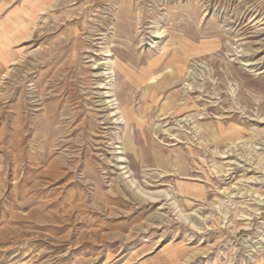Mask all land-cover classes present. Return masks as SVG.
Instances as JSON below:
<instances>
[{"label": "rangeland", "instance_id": "rangeland-1", "mask_svg": "<svg viewBox=\"0 0 264 264\" xmlns=\"http://www.w3.org/2000/svg\"><path fill=\"white\" fill-rule=\"evenodd\" d=\"M18 9L0 264H264V0Z\"/></svg>", "mask_w": 264, "mask_h": 264}, {"label": "crops", "instance_id": "crops-1", "mask_svg": "<svg viewBox=\"0 0 264 264\" xmlns=\"http://www.w3.org/2000/svg\"><path fill=\"white\" fill-rule=\"evenodd\" d=\"M26 10H15L13 13H11L8 17L10 22L7 25L6 23V30H5V37L6 39L3 40L0 37V78L2 77V74L4 73V69L7 68L8 66L12 65L15 60V56L17 53L13 51V43L16 41H22L26 35L28 34L29 31V25H28V19L31 11H26ZM26 15V16H25ZM19 21V22H18ZM4 22V23H5ZM0 23V28L4 27L5 24Z\"/></svg>", "mask_w": 264, "mask_h": 264}, {"label": "bare ground", "instance_id": "bare-ground-1", "mask_svg": "<svg viewBox=\"0 0 264 264\" xmlns=\"http://www.w3.org/2000/svg\"><path fill=\"white\" fill-rule=\"evenodd\" d=\"M43 2H45L46 4H47V2H48V0H43ZM34 4V3H33ZM25 9V8H24ZM26 12V11H25ZM238 12V11H237ZM240 12V11H239ZM30 14H35L34 12H32L31 11V13ZM242 14V13H241ZM28 15H29V13H28ZM245 18V17H244ZM19 22V21H18ZM258 26V25H257ZM239 33V32H238ZM243 33V32H242ZM241 34V33H240ZM254 37V36H253ZM248 42V41H247ZM256 42H250V44H255ZM249 44V43H248ZM257 45H258V43H256ZM260 45H261V43H260ZM245 50V49H244ZM251 65V64H250ZM254 65V64H253ZM252 65V66H253ZM122 113V112H121ZM124 111H123V117H124ZM125 119V118H124ZM237 143V142H236ZM128 173V172H127ZM108 174V173H107ZM50 175V174H49ZM54 177L56 176L55 174H52ZM51 175V176H52ZM45 176V175H44ZM58 178V177H57ZM97 182V181H96ZM132 184H135V182L132 180ZM97 186V185H96ZM38 187V186H37ZM129 188H130V186H129ZM25 193V192H24ZM97 193V192H96ZM144 195H148L150 198H152L148 193H143ZM97 196V195H96ZM96 196H94V197H96ZM154 199V198H153ZM100 200V199H99ZM57 201V200H56ZM43 209V208H42ZM44 212V211H43ZM41 213V212H40ZM44 215V214H43Z\"/></svg>", "mask_w": 264, "mask_h": 264}]
</instances>
